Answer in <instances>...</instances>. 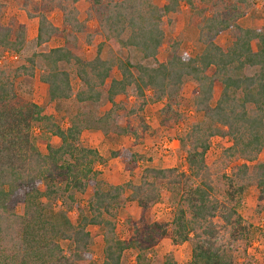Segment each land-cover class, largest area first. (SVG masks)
<instances>
[{"label": "trees", "instance_id": "trees-1", "mask_svg": "<svg viewBox=\"0 0 264 264\" xmlns=\"http://www.w3.org/2000/svg\"><path fill=\"white\" fill-rule=\"evenodd\" d=\"M7 1L0 0V63L5 54H21L27 41L23 24L4 21ZM250 1L234 0L220 9L217 0H20L27 17L37 20L36 46L66 32L72 42L34 52L13 70L0 64V264H95L90 226L101 229L103 258L98 264H123L130 250L137 252L135 263L142 264L164 238L173 245L190 243L189 264H238L239 251L245 253L254 237V228L237 210L245 189L255 186L258 203L264 205V162L258 160L264 150V27L237 24ZM84 2L93 13L81 21L79 5ZM181 3L198 19L203 49L191 57L179 55L178 45H172L168 57L158 61L164 19L177 13ZM56 10L62 30L49 19ZM91 19L100 43L95 56L86 58L74 47L79 37L93 44L87 26ZM225 32L231 41L220 46L216 38ZM105 42L114 52L103 58ZM36 69L51 101L111 107L93 121L85 113L69 116L68 126L61 127L15 91L13 78H33ZM68 69L79 82L76 92ZM188 80L195 85L192 107L202 117L177 138L187 173L144 168L137 183L103 185L95 169L103 158L80 144L83 130L127 136L136 145L150 132L142 115L150 100L147 93L153 101L164 100L157 125L171 128L180 120L181 91ZM118 96L124 99L116 102ZM46 135L58 143L44 142L43 153L39 137ZM214 137L230 143L221 153L220 180L206 163ZM110 157L127 170L138 162L129 149L111 151ZM163 187L180 194L169 222L152 214ZM88 191L85 208L75 206V220L70 212L52 207L63 193L76 203L75 195ZM126 202L136 203L139 214L127 220L129 235L121 239L117 210Z\"/></svg>", "mask_w": 264, "mask_h": 264}, {"label": "rangeland", "instance_id": "rangeland-1", "mask_svg": "<svg viewBox=\"0 0 264 264\" xmlns=\"http://www.w3.org/2000/svg\"><path fill=\"white\" fill-rule=\"evenodd\" d=\"M234 0H217L220 9L224 4L233 2ZM164 0H154V3L161 4ZM251 5L244 15L237 20V24L242 28H263L264 27V0H251ZM197 7H202L197 2ZM93 13L87 3L79 5V19L84 21L89 14ZM207 14H212L208 10ZM14 19L23 24L26 29V44L24 50L19 55L5 54L1 60V66L8 70H13L24 63L25 58L31 56L34 52L48 50L50 48L71 44L72 40L68 38L67 33L56 35L42 47L36 46L35 37L37 34V20L27 17L25 9L20 0H8L4 13V21ZM49 19L53 25L59 30L64 28L61 18V12L56 10L49 15ZM198 19L195 14L187 11L185 3H181L179 11L175 14H170L164 19V43L158 54V61H164L172 48V45L177 46V53L185 56H195L201 53L203 46L197 40V24ZM88 31L93 35V44L87 45V41L79 37L78 44L74 48L80 51L86 58L95 56L97 44L100 40L93 30L96 28V22L91 19L87 23ZM70 37V36H69ZM231 41V33L225 32L216 38V43L220 46H226ZM73 45H71L72 48ZM114 50L105 42L102 48L101 56L105 58L108 51ZM118 54V52H115ZM71 77V84L76 92L80 85L75 77L73 70L68 69ZM40 70L36 69L33 78L18 77L13 78L14 88L16 93L23 99L38 105L44 115L52 116L57 124L66 128L68 126V117L85 113L89 115L91 121L101 117L103 113L111 106L102 104V106H82L74 99L68 101H51L47 86L39 80ZM195 85L191 81H186L181 91V100L178 107V112L181 115L177 124L171 128L158 126L159 111L163 107L164 100L153 101L150 92L147 93V98H150L148 104L144 108L142 115L145 122L150 126V132L144 138L134 145L132 139L127 136H117L110 132H102L86 128L80 136V144L83 147L95 149L103 158V162L96 165V170L100 172V179L103 185H119L131 181L137 183L141 171L144 168H176L180 172L187 173V168L184 160V153L180 149L177 140L178 135L185 132L189 125L201 119V115L194 112L192 107V91ZM124 99V96H118L116 102ZM129 101H132L130 97ZM119 113H123L119 111ZM34 132L38 135L39 129L35 128ZM40 138V139H39ZM38 147L41 152L45 153V143L52 146L57 145L58 139L55 137L40 136ZM230 143L220 137H214L210 141V149L206 154V163L214 174L215 179L220 180L222 175L221 153L223 149L228 147ZM120 149H129L138 157V162L131 170L124 168V165L118 158L110 157L111 151ZM258 160L264 162V150L260 153ZM229 172V167L225 173ZM90 191L85 194H76L75 202L68 200V193H63L58 196L55 203H52L54 210H63L70 212V216L75 220V206L79 204L81 207L87 205L90 197ZM180 203V194H175L174 191L162 188L159 201L153 206L152 214L155 220L169 222L172 218L174 207ZM238 213L243 218V221L254 228V237L250 240V247L242 254V250L238 257V264H264V205L258 203V190L255 186H250L245 189L241 196L238 205ZM139 214V208L134 202H126L120 209L117 210V234L119 238L125 239L129 235L127 229V220L136 219ZM88 230L93 234L91 244V252L93 262L98 264L101 262L103 243L101 241V229L96 227H88ZM66 248V245L63 244ZM137 252L130 250L126 252L123 264H136L135 256ZM191 257V245L188 242L173 245L169 238H164L156 247L147 254V261L142 264H189Z\"/></svg>", "mask_w": 264, "mask_h": 264}]
</instances>
